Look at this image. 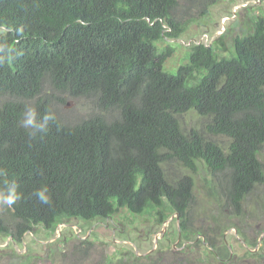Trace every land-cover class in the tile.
I'll use <instances>...</instances> for the list:
<instances>
[{
  "label": "trees",
  "instance_id": "1",
  "mask_svg": "<svg viewBox=\"0 0 264 264\" xmlns=\"http://www.w3.org/2000/svg\"><path fill=\"white\" fill-rule=\"evenodd\" d=\"M193 1L208 17L219 0ZM177 5L0 0V190L15 186L20 197L0 204V235L19 239L35 226L148 208H158L159 223L177 214L185 231L198 166L211 178L227 173L220 187L235 210L264 182L263 7H244L231 47L222 37L193 44L167 70L175 52L167 40L185 30ZM159 41L166 46L158 49ZM57 94L89 102L88 113L60 119L51 105ZM28 108L38 120L55 115L46 134L30 137L22 127ZM189 111L204 120L199 128H182ZM45 186L49 203L34 194ZM214 191L208 198L217 202Z\"/></svg>",
  "mask_w": 264,
  "mask_h": 264
},
{
  "label": "rangeland",
  "instance_id": "2",
  "mask_svg": "<svg viewBox=\"0 0 264 264\" xmlns=\"http://www.w3.org/2000/svg\"><path fill=\"white\" fill-rule=\"evenodd\" d=\"M254 1L263 7L259 12L264 15V0H219L208 9V17H203L199 1L177 0L175 18L185 30L178 39L167 40L175 52L165 69L173 70L184 61L193 44L222 37L225 47H231L244 7ZM156 45L161 49L166 43ZM57 96L60 100H52L51 105L60 119L75 123L88 113L90 103L84 99ZM202 122L192 111L181 118L186 130L199 128ZM214 139L227 145L225 137ZM258 160L264 171V147ZM225 175L211 178L198 166L192 175L194 202L185 231L177 214L159 223L158 208L135 215L120 209L107 219H70L52 230L35 226L19 239L0 235V264H264V182L235 210L220 187ZM209 186L214 187L217 202L208 198Z\"/></svg>",
  "mask_w": 264,
  "mask_h": 264
},
{
  "label": "clouds",
  "instance_id": "3",
  "mask_svg": "<svg viewBox=\"0 0 264 264\" xmlns=\"http://www.w3.org/2000/svg\"><path fill=\"white\" fill-rule=\"evenodd\" d=\"M55 120H56V117L51 112H46L38 120L36 110L34 108H28L24 114V119L22 121V127L26 129H31L28 135L30 137H35L38 133L46 134L48 131L50 122H54ZM5 175L6 173L3 170H0V176H5ZM5 185H7V181H5ZM34 194L41 203L50 202V197L48 195V188L46 186L36 191ZM19 198L20 197H19V194L16 192L15 186L8 189L7 195L4 194L3 190H0V204L11 206Z\"/></svg>",
  "mask_w": 264,
  "mask_h": 264
},
{
  "label": "flooded vegetation",
  "instance_id": "4",
  "mask_svg": "<svg viewBox=\"0 0 264 264\" xmlns=\"http://www.w3.org/2000/svg\"><path fill=\"white\" fill-rule=\"evenodd\" d=\"M217 257V256H216Z\"/></svg>",
  "mask_w": 264,
  "mask_h": 264
}]
</instances>
